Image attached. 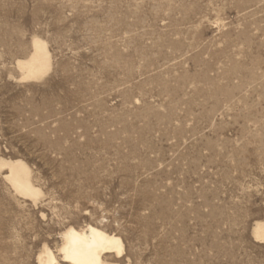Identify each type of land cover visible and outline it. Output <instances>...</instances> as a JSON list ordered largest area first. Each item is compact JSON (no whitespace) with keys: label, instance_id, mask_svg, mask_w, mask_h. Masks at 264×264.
Masks as SVG:
<instances>
[{"label":"rangeland","instance_id":"374dc122","mask_svg":"<svg viewBox=\"0 0 264 264\" xmlns=\"http://www.w3.org/2000/svg\"><path fill=\"white\" fill-rule=\"evenodd\" d=\"M1 160L40 198L0 165V264L90 223L124 264H264V0H0Z\"/></svg>","mask_w":264,"mask_h":264},{"label":"bare ground","instance_id":"6f19581e","mask_svg":"<svg viewBox=\"0 0 264 264\" xmlns=\"http://www.w3.org/2000/svg\"><path fill=\"white\" fill-rule=\"evenodd\" d=\"M32 47L27 58L16 61V68L21 72L22 79L27 81L42 79L53 66L52 55L45 41L35 38ZM0 165L8 169L5 178L18 194L34 201L40 198V192L34 187L31 173L23 161L1 160ZM253 235L256 241L264 243V221L256 222ZM60 238L58 255L50 245L44 243L37 264H124L128 257L120 236L91 223L81 228L67 226Z\"/></svg>","mask_w":264,"mask_h":264}]
</instances>
